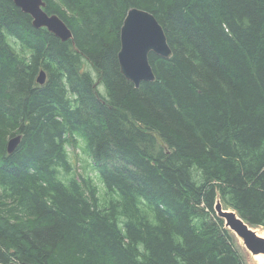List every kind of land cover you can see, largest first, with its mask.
<instances>
[{"label":"trees","instance_id":"obj_1","mask_svg":"<svg viewBox=\"0 0 264 264\" xmlns=\"http://www.w3.org/2000/svg\"><path fill=\"white\" fill-rule=\"evenodd\" d=\"M42 2L71 40L0 0V264H244L214 205L264 229V0ZM131 8L172 52L138 88L117 59ZM76 138L102 197L71 175Z\"/></svg>","mask_w":264,"mask_h":264},{"label":"water","instance_id":"obj_2","mask_svg":"<svg viewBox=\"0 0 264 264\" xmlns=\"http://www.w3.org/2000/svg\"><path fill=\"white\" fill-rule=\"evenodd\" d=\"M14 5L32 19L35 29L45 28L62 42L72 39L70 30L57 15L44 11L42 0H12ZM120 49L117 54L120 73L135 88L141 82H153L155 76L148 61L149 54L170 59L172 52L167 44L162 27L152 14L137 8L129 9L119 31ZM45 73L40 71L37 83L44 84ZM20 142V136L10 138L7 153L11 154ZM214 211L223 220L224 227L241 239L252 255H264V238L245 222L233 209L224 207L216 198Z\"/></svg>","mask_w":264,"mask_h":264},{"label":"rangeland","instance_id":"obj_3","mask_svg":"<svg viewBox=\"0 0 264 264\" xmlns=\"http://www.w3.org/2000/svg\"><path fill=\"white\" fill-rule=\"evenodd\" d=\"M66 150L68 153L69 164L72 168L71 175H74L78 179L79 177L91 178L99 190V196L102 197L104 194V190L97 178V173L93 168L92 161L85 151L84 142L81 139L76 138L74 142L66 146ZM255 228H258L259 231L264 232V229L261 227H255ZM232 238H233V244L235 250L240 255L244 264H264L263 260H261V262L259 263L257 257V256L264 257V255H252L250 252L246 250L241 239H239L234 234H232Z\"/></svg>","mask_w":264,"mask_h":264},{"label":"bare ground","instance_id":"obj_4","mask_svg":"<svg viewBox=\"0 0 264 264\" xmlns=\"http://www.w3.org/2000/svg\"><path fill=\"white\" fill-rule=\"evenodd\" d=\"M252 228L255 230L256 234H257L259 237L264 238V232L259 231L258 228H255V227H252ZM239 239H240V238H239ZM257 257H258L259 263L261 262V260L264 261V257H263V256H257ZM257 262H258V261H257Z\"/></svg>","mask_w":264,"mask_h":264}]
</instances>
